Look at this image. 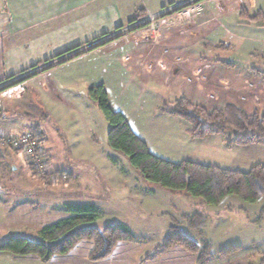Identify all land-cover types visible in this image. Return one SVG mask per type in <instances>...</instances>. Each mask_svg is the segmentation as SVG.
Here are the masks:
<instances>
[{
  "label": "rangeland",
  "instance_id": "1",
  "mask_svg": "<svg viewBox=\"0 0 264 264\" xmlns=\"http://www.w3.org/2000/svg\"><path fill=\"white\" fill-rule=\"evenodd\" d=\"M196 1L184 0L174 5V8L178 7L165 15L174 14V18L156 23L155 29L159 30V34H153L149 23L137 28L146 29L153 45H162L164 29H170L172 26L175 28L179 18L178 12L196 4ZM181 4L186 6H179ZM196 9L186 11L181 14V17L191 13L192 16L194 11L195 15L209 19L208 43L218 46L210 57L215 62L231 64L232 68L231 65H227V70L229 74L232 73V79L237 78L236 74L241 70L250 75L253 74L250 81L257 82L255 87L257 90L250 86L246 91H238L237 94L243 103L248 98H254L257 105L261 104L264 108V100H260V96L257 98L253 95L259 91L264 93V28L245 24L248 18L258 13L264 15V0H213L203 4L201 13H198L199 8ZM146 17L143 16L135 24ZM132 47L130 41V44L118 49L117 53L121 59L113 65L112 63L107 65L103 57H100L107 56L109 53V56L115 57L111 49L102 50L99 54H91L82 59L79 63L91 65L93 72L82 74L87 82L82 86L84 95L81 99L71 102V105L79 109L81 113L77 110L80 115L77 114L76 118L69 115L62 119L60 135L57 136L52 132V127L49 129L48 134L53 136L51 142L56 144V147H63L65 156L74 153L77 147L88 149L94 145V142L98 145L96 146L98 157L105 158L108 153L109 159L97 162V167L91 168L93 172L89 171L90 167L87 165L84 167L80 163L72 164L71 159L59 156V164L67 168L71 174L73 173L74 179L72 181L51 179V185H47L45 177L33 175L27 162L16 151L0 145L1 150L8 151V155L0 159V244L11 237H25L40 241L39 231L45 225L63 218V215L62 217L58 215L62 209L65 214L67 213L65 207L60 209L58 205V202L65 199L64 194L72 196V192H81L84 197L80 195L76 197L80 199L69 200L67 197L65 200L72 203L96 204L101 215L96 226L103 228L109 223H120L132 229L135 241L124 264H141V259L166 237L172 225V219L184 224V217L194 213L202 214L207 218L205 233L212 243L213 256L205 264H264V216L260 219L261 210L264 207V196L254 204L231 196L218 206H209L203 198L192 197L186 192H172L142 181L139 172L131 166L128 158L109 148L107 139L110 127L98 106L86 96L89 89L87 84L94 87L106 82L111 93L112 107L122 112L136 131H142L153 149L164 158H172L174 162H179L182 161L179 159L181 156L188 158L191 156L187 154H192L191 160L194 162L240 171H248L259 163L264 164V144L262 143L230 150L217 149V145L213 146L211 140H207L203 145L197 144L194 148L180 139H177V143H174V140L171 141L175 133L178 134L180 129L183 131L184 122L175 117L167 118L160 112L166 101L163 95L166 92H162L159 88L166 81L164 73L160 74V86L158 81L151 80L149 77L148 86L145 89L141 81L134 82L133 62L122 61L124 56L134 52ZM87 48L74 54L86 52ZM27 74L2 84L9 83L7 85L9 86L16 83L15 81L26 78ZM229 79L230 77L226 81L229 82ZM13 88L15 89L12 86L2 91L7 108L5 119L0 122L17 129L26 128L35 132V125L39 121L24 118L22 116L24 107L18 106V102H15L10 109L8 108L10 105L8 98L16 99L17 91H13ZM214 90L210 89L209 92L213 93ZM200 100L206 104L207 96L201 97ZM35 108L31 110L33 115H36ZM55 119L60 120L57 117ZM64 131L67 135L63 133ZM57 138L62 139L63 142L60 143ZM212 139L216 140V137ZM98 190L103 193L108 191L112 197H107L106 194L103 197L99 195ZM68 193L71 194L68 195ZM27 194H33V196L26 198ZM183 229L195 235L194 232ZM232 246H240L241 250L225 257L219 255L220 251ZM156 261L148 264H158L159 262Z\"/></svg>",
  "mask_w": 264,
  "mask_h": 264
},
{
  "label": "crops",
  "instance_id": "2",
  "mask_svg": "<svg viewBox=\"0 0 264 264\" xmlns=\"http://www.w3.org/2000/svg\"><path fill=\"white\" fill-rule=\"evenodd\" d=\"M183 1L0 0V83L11 82L17 77L28 73L26 78L15 81L17 84L13 86L15 87L13 91H17L16 99L8 98V103H10L8 108L10 109L15 102H18V106L24 107L22 111L24 118H33L39 121L35 125L34 133L43 139L41 148L49 157L50 163L57 174V176L52 178L53 180L57 178L59 181H72L74 177L72 175L73 173L71 174L67 168L59 164V156L61 158L65 156L64 148L56 147V144L51 142L53 136L48 134L50 133L49 129L52 127V132L58 136L62 130L61 123L63 118L69 115L75 116L74 118H76L77 114L80 115V110L71 105V102L83 97L82 86L87 82L84 80L82 74L84 72L92 73L93 68L87 63L81 64L79 62L91 54H99L102 50H113L115 57L112 55L109 56L110 53L107 56H100L103 57L107 65L108 63H112L113 65L121 59L117 50L122 49V46L130 44L131 41L134 52L128 56H124L122 61L126 63L133 62V69L135 71L132 76L133 81H141L144 84L143 89H145L148 86L147 79L149 77L151 80L158 81V86H160V74L163 72L166 81L159 88L162 92H166L163 95H165V102L169 106H172L177 99L185 98L192 105H198L208 109H223L228 104L242 106L248 112H254L258 108L254 98H248L243 103L237 94L238 91H246L250 86L255 91L257 90L255 88L257 87V82L250 81L253 74L250 75L248 72L241 70L236 74L237 78L232 79V73L229 74V70H227V65L231 64L218 63L219 61L215 62L210 57L214 54L218 46H213L208 43V34L210 33V29L208 28L209 19L195 15L196 13L194 11L193 17L191 16L192 13L187 16L182 15L181 17V14L194 10L195 8H199L198 13H201L203 4L212 2L213 0L196 1V4L194 3L178 12L179 18L177 19L175 28L172 26L170 29H164L162 45H153L146 29H138L137 27L132 29L135 25L132 22L139 16L144 15L146 17L149 13H159ZM169 18H174V14L165 16L161 21L164 22L165 19ZM126 30L128 31L125 32ZM100 39L102 41H98ZM85 48L88 51H84L79 56H75L77 54L74 53ZM67 51H72L69 55L74 54L73 56L75 57L70 56L73 57L71 60L55 66L52 69L45 70L48 67L42 68L47 65L48 61L55 60ZM64 57L66 55L53 62H59ZM228 77H230L229 82L226 81ZM103 85L111 101L109 86L106 82ZM86 86H89V89L91 88L89 84ZM210 89H215V92H209ZM3 93L0 94V121L5 119L7 108ZM260 93L261 91L253 95L257 98L260 96V100H264V93ZM86 96L88 97V92ZM203 96H207L206 104L200 100ZM172 98L174 99V103ZM260 100L258 101L262 102ZM33 107H36V115L31 114ZM160 112L167 118L175 117L180 119L169 111L161 110ZM55 117L60 120L57 121ZM126 119L133 131L146 142L149 150L153 154L174 162L172 158H164L162 154L156 152L151 143L148 142V138L143 136V132L136 131L132 127L129 119L127 117ZM48 121L49 123H46ZM183 128V131L180 129L178 134L175 133L172 136L171 141L174 140V143H177V139H180V141L193 146V148L197 144L203 145L207 140H211L213 146L217 145V149L225 148L231 150L242 147L232 145L228 148L227 135L222 134H214L203 139H192L186 133L185 126ZM0 129H8L14 132L30 131L26 128L17 129L11 125L2 124L1 122ZM63 133L67 135L65 131ZM213 137H216V140L212 139ZM58 140L60 143L63 142L62 139ZM93 144L88 149H80V147H77L74 149V153L67 154L65 157L68 160L71 159L72 164L75 162L80 163L82 166L87 165V167H90L89 171L93 172L91 168L97 167V162L109 159L110 156L107 153V157L105 158L98 157L96 149L98 145L95 142ZM187 155L192 157V154ZM185 157L181 156L179 159H182V161H193L191 157ZM97 192L103 197L105 196L104 194L107 197H112L108 191L103 193L98 190ZM80 195L83 196L84 194L81 192H72V196L64 194V197L65 199L68 197V200L80 199L76 198L80 197ZM32 196L33 194H27L25 197L31 198ZM65 199L63 198L61 202H58L60 209L62 207L64 208L67 204H90L88 202L72 203L67 202L68 200ZM58 215H61L60 217L63 215V218H65L68 214H65L62 209V211L58 212ZM0 264L95 263L83 258L43 263L38 260L15 259L9 253L0 252ZM98 264L116 263L107 262Z\"/></svg>",
  "mask_w": 264,
  "mask_h": 264
},
{
  "label": "trees",
  "instance_id": "3",
  "mask_svg": "<svg viewBox=\"0 0 264 264\" xmlns=\"http://www.w3.org/2000/svg\"><path fill=\"white\" fill-rule=\"evenodd\" d=\"M143 16H139L132 23ZM245 24L264 28V15L258 13L248 18ZM71 52L67 51L58 56L60 58L66 55L67 58H61L62 60L45 70L80 55L70 57ZM53 61H48L47 64ZM15 84L17 83L1 89L0 92ZM88 98L98 106L110 127L107 139L109 148L113 152L124 154L131 166L139 172L141 180L149 185L172 192H186L192 197L203 198L209 206H218L231 196L254 204L264 196V164L259 163L248 171H240L189 160L178 163L165 160L153 154L146 142L133 131L126 117L112 107L103 84L91 87ZM162 111H169L182 119L186 133L192 139L222 134L227 135L228 146L243 147L264 143V108L261 104L253 113H248L236 104H228L223 109H207L192 105L185 98H179L172 106L165 102ZM7 155V150L0 149V159ZM30 169L33 175L37 174L34 168ZM55 176L56 172L45 177L46 184L51 185L50 181ZM65 210L67 217L45 225L39 231L40 241L11 237L0 244V252L9 253L15 259L38 260L43 263L83 258L95 264H124L135 241L133 231L128 225L109 223L103 228L96 226L101 215L100 209L94 204H67ZM263 216L264 207L260 219ZM206 224L207 218L199 213L186 215L184 224L172 219L166 237L141 259V264L155 260L158 264H205L213 256L212 243L205 233ZM240 250V246H232L220 251L219 255L225 257Z\"/></svg>",
  "mask_w": 264,
  "mask_h": 264
},
{
  "label": "built area",
  "instance_id": "4",
  "mask_svg": "<svg viewBox=\"0 0 264 264\" xmlns=\"http://www.w3.org/2000/svg\"><path fill=\"white\" fill-rule=\"evenodd\" d=\"M182 5L183 4L179 6ZM175 8L172 6L171 8L164 9L163 11L156 14L149 13L146 19L139 21L132 28L143 26L144 24L149 23L153 34H159V30L155 29L156 23L158 24L162 18H165L166 14H169ZM73 55L71 54L69 56ZM56 63L57 62L49 63L42 68L49 67ZM8 84L9 83L4 85L0 84V90ZM42 143L43 139L32 131L14 132L8 129H0V145L16 151L22 157V159L27 162L29 167L35 169L38 176L44 178L52 175L55 171L50 163L49 157L41 148Z\"/></svg>",
  "mask_w": 264,
  "mask_h": 264
}]
</instances>
